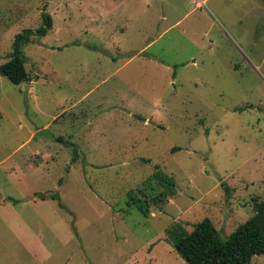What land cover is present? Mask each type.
<instances>
[{"label": "rangeland", "instance_id": "1", "mask_svg": "<svg viewBox=\"0 0 264 264\" xmlns=\"http://www.w3.org/2000/svg\"><path fill=\"white\" fill-rule=\"evenodd\" d=\"M43 11L27 112L0 74V264H187L167 228L209 219L226 239L253 216L264 0H0V65ZM156 169L176 194L145 218L125 202Z\"/></svg>", "mask_w": 264, "mask_h": 264}, {"label": "trees", "instance_id": "2", "mask_svg": "<svg viewBox=\"0 0 264 264\" xmlns=\"http://www.w3.org/2000/svg\"><path fill=\"white\" fill-rule=\"evenodd\" d=\"M52 24L50 14L43 11L41 24L37 29H25L17 34L12 42L9 60L0 65V74L14 85L30 82L22 47L34 38L46 36L52 29ZM56 140L60 142L63 139ZM67 145L73 146L71 143ZM76 151L73 149L70 164L77 160ZM142 186L141 189L128 192L125 204L135 207L145 218L149 216L151 207L160 206L176 194L174 181L160 169H156ZM52 199L59 198L53 196ZM253 211V216L240 224L226 239L221 237L209 219L191 225L190 232L179 222L165 232L176 252L187 264H251L254 256H264V201L255 200Z\"/></svg>", "mask_w": 264, "mask_h": 264}, {"label": "water", "instance_id": "3", "mask_svg": "<svg viewBox=\"0 0 264 264\" xmlns=\"http://www.w3.org/2000/svg\"><path fill=\"white\" fill-rule=\"evenodd\" d=\"M25 84H26V88H25V90L23 92V100H24L25 110L27 112V110H28V98H27V94H28L29 82H26ZM170 245L175 250V246L172 245V244H170Z\"/></svg>", "mask_w": 264, "mask_h": 264}, {"label": "crops", "instance_id": "4", "mask_svg": "<svg viewBox=\"0 0 264 264\" xmlns=\"http://www.w3.org/2000/svg\"><path fill=\"white\" fill-rule=\"evenodd\" d=\"M202 3H203V1H200V2L198 3V6L202 5ZM34 82H35V80H32V81L29 82V83L32 84V83H34ZM76 104H77V103H74L73 106H76ZM54 118H55V116L52 118V120H54ZM48 125H49V124H47V125H45V126H43V127H41V128H37L35 131H31V132L29 133V137H30L33 133H38V132L44 131V130L48 127Z\"/></svg>", "mask_w": 264, "mask_h": 264}]
</instances>
